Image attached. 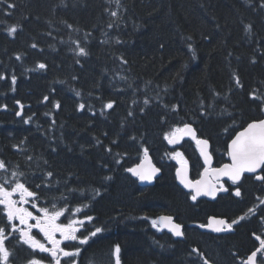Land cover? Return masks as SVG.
Masks as SVG:
<instances>
[{"label":"trees","instance_id":"trees-1","mask_svg":"<svg viewBox=\"0 0 264 264\" xmlns=\"http://www.w3.org/2000/svg\"><path fill=\"white\" fill-rule=\"evenodd\" d=\"M262 5L264 0L0 2V158L7 169L0 179L26 173L25 157L32 156L46 169L43 176L52 173L46 191L67 196L58 203L67 215L82 207V217H92L85 234L102 231L81 246L77 264H116L117 246L120 264L188 263L186 249L170 242L175 249L152 248L132 229L140 222L151 227L150 219L160 214L184 227L202 221L200 206L178 188L174 166L140 194L134 184L124 186L121 174L145 148L170 158L164 137L176 128L192 124L201 137L212 138L260 116ZM13 26L17 31L10 35ZM191 158L199 157L194 151ZM192 163L196 176L200 162Z\"/></svg>","mask_w":264,"mask_h":264},{"label":"snow or ice","instance_id":"snow-or-ice-1","mask_svg":"<svg viewBox=\"0 0 264 264\" xmlns=\"http://www.w3.org/2000/svg\"><path fill=\"white\" fill-rule=\"evenodd\" d=\"M0 2H3V0H0ZM7 7L11 9L14 8L15 5L7 3ZM111 14L112 16L117 15L116 12H112ZM16 31L17 29L14 26L9 28L10 35L14 34ZM32 47L35 48L36 45L33 44ZM79 54L86 55L85 49L80 47ZM17 59H20V57L18 56ZM38 67L44 69L46 65L41 63ZM0 79H4V77L0 76ZM12 83H16L15 77H13ZM236 83L239 85L240 81L237 79ZM77 95L79 94L77 93ZM44 99L47 100L48 98L45 97ZM253 99H257V97H253ZM145 103H148V101H145ZM55 107L59 108L60 105L56 104ZM106 107L112 108L113 104L108 103ZM80 108L83 109L84 105L81 104ZM261 110L264 111V101H262ZM19 114L20 113H17V115ZM185 135H190L192 139L196 141L198 146H202L201 155L204 156L206 164L210 163L211 157L207 152L208 141L197 139L195 131L189 125L186 124L183 128L174 129L171 133L165 135L164 138L168 140L170 144H174L179 143ZM147 154L148 150L145 148L144 155L146 159ZM228 155L231 158V163L225 164L222 168L213 170L217 177V182L220 177H227L233 184H238L244 177L245 173L255 174L254 178L257 181L264 182V174H260L261 172H264V119L254 120L249 123L244 131L240 132L236 138L232 140L229 145ZM178 157L182 159V154L180 152H175L173 158L175 159ZM184 163L186 164V161H184ZM0 170H7L5 162L2 160H0ZM127 171L137 177L141 182L151 183L160 169L152 166L151 163L148 162L147 166H145L144 163H141L134 168L127 169ZM16 175V172L12 173L13 178H15ZM51 175L52 173H48L49 177H51ZM177 177L186 188H191L193 190L194 194L191 196L193 201L197 200L201 195L210 196L215 199L217 191H228L223 184H220L218 188L217 183H206L199 180L193 183L192 181H189L186 175L180 170L177 171ZM106 179H111V177H107ZM5 184L12 186L10 188L5 187ZM37 187H39V185H37ZM17 195L19 196V200L13 199V197ZM234 195L237 197L241 195L239 188L235 190ZM30 198L35 199L36 193L30 190L24 183L16 181L13 184L12 181L9 180L0 183V205L3 206L2 211L4 212L7 221L12 225L11 231L18 232L20 241L23 244L28 245L33 251L38 250L41 253H48L51 256L52 261H54V264H61V256L73 257L78 255L79 250L76 252L65 251L60 245L63 241L77 239L76 233L79 231L78 226L81 225L83 221L71 220L67 224L57 223L60 217L64 215V209L50 212L47 207H40L37 208L40 215H33V213L27 208L19 206L29 203ZM261 203H264V200H262ZM32 207L36 208L37 206L33 203ZM75 211L78 213L81 209L77 208ZM249 211L254 212V209H249ZM88 219L91 220L92 217H88ZM241 219H243V217H241ZM30 220H34L35 224L29 223ZM13 221H19L20 225L23 227H16V225L12 223ZM233 223H235V221H233ZM211 224L219 225L213 229L218 232L224 231L225 229L231 230L232 227L231 224L226 223L224 220H212ZM161 225L166 227L173 235L177 237L183 236L181 225L174 223L171 216H160L157 220L152 221V226L154 228H158ZM33 228L38 229L39 232L43 234L44 238L49 244H51L50 248L32 235ZM100 231H102L101 228H96L91 235L95 236ZM57 233L62 237L61 240L56 239ZM256 239L260 241V247L251 253L245 264H257L258 252L261 253V255H264V239H261L259 236H257ZM6 240H8L6 229L0 227V264H12L10 259L12 252L6 246ZM87 242L86 238L79 240L80 244H86ZM193 251L196 250L193 249ZM119 253L120 247L117 246L115 248L116 264H120ZM28 264H44V261L42 258H32L28 261ZM49 264H51V262H49ZM205 264H207V261H205Z\"/></svg>","mask_w":264,"mask_h":264},{"label":"flooded vegetation","instance_id":"flooded-vegetation-1","mask_svg":"<svg viewBox=\"0 0 264 264\" xmlns=\"http://www.w3.org/2000/svg\"><path fill=\"white\" fill-rule=\"evenodd\" d=\"M263 118L264 115L260 117V119ZM233 139L234 137L229 136L226 131L215 133L212 136V143L216 144L222 154V156L215 158L213 167L231 163L228 148L230 141ZM260 174H264V172ZM254 175L245 173L238 184H233L230 180L219 181L218 186L223 184L228 191L220 192L213 200L202 198L197 203L202 214V225H205L211 217L219 218L231 224L232 227L229 233L214 234L205 232L201 228L187 226L184 227V238L180 240L154 227L143 228L141 226L132 229L135 233L142 235L152 248L157 246L167 248L169 242L179 243V251L184 248L190 252L186 256L188 261H193L194 264H205V261H207V264H245L251 253L260 247V241L256 237L259 236L264 239V203H261L264 200V182L257 181ZM122 182L129 189L128 184L130 181L124 180ZM237 188L241 191L239 197L234 195ZM191 196L192 194H189L190 198ZM27 204L30 208L31 205ZM25 208H27L26 205ZM249 209H254V212L249 211ZM29 223L35 224V221L30 220ZM32 235L47 247H51V244L48 243L38 229L33 228ZM56 239H62L59 233L56 234ZM68 241H63L60 245L61 248L65 250ZM170 247L172 250L175 249V247ZM193 249L196 251H193ZM34 252L45 260L44 264H49V262L54 264L48 253H41L38 250ZM153 255L157 256L156 253ZM171 257H174V255L171 254ZM257 257V264H264V255L258 252ZM63 258V256L60 257L61 264H63Z\"/></svg>","mask_w":264,"mask_h":264},{"label":"water","instance_id":"water-1","mask_svg":"<svg viewBox=\"0 0 264 264\" xmlns=\"http://www.w3.org/2000/svg\"><path fill=\"white\" fill-rule=\"evenodd\" d=\"M194 131H195V129L193 128V127H191ZM242 131H244V130H242ZM241 131V132H242ZM195 133H196V131H195ZM240 133V132H239ZM238 133V134H239ZM197 134V133H196ZM237 134V135H238ZM236 135V136H237ZM192 139V137L190 136V135H185V136H183V138L180 140V142L179 143H174V144H170V145H172V146H176V145H179V144H181L182 143V140L183 139ZM236 138V137H235ZM234 138V139H235ZM200 148L202 147V146H199ZM148 162H150L151 163V165L152 166H154L153 165V163H152V160H151V158L147 155V159L145 158L141 163H144L145 164V166H147V164H148ZM140 163V164H141ZM139 164V165H140ZM136 167V166H135ZM155 167V166H154ZM182 173H184L185 175H186V177H187V179L189 180V181H191L190 180V176H189V171H188V169L187 168H183L182 170H180ZM159 173H160V171L157 173V175L155 176V178L159 175ZM213 174V176H214V178H216L217 179V177H216V175H215V173L213 172L212 173ZM155 178L153 179V181L151 182V183H148V182H141L140 181V184L141 185H143V186H150V185H152V184H154V182H155ZM178 178V177H177ZM220 178H227V177H220ZM208 180H209V178L207 177V175L205 174L201 179H200V181H203V182H208ZM178 183L180 184V186H182V188H184L186 191H188V192H193V190L191 189V188H186L181 182H180V180L178 179ZM202 196V195H201ZM201 196H199V197H201ZM204 196V195H203ZM198 197V198H199ZM207 198H211L210 196H206ZM173 218V217H172ZM212 221V220H211ZM173 222L174 223H176L175 221H174V218H173ZM161 227V229L162 230H166V231H168V229L166 228V227H163V225H161L160 226ZM211 227L213 228L214 227V224H212L211 225ZM181 231H182V226H181ZM169 232V231H168ZM169 233H171V232H169ZM172 234V233H171ZM180 237H182V236H180Z\"/></svg>","mask_w":264,"mask_h":264},{"label":"bare ground","instance_id":"bare-ground-1","mask_svg":"<svg viewBox=\"0 0 264 264\" xmlns=\"http://www.w3.org/2000/svg\"><path fill=\"white\" fill-rule=\"evenodd\" d=\"M32 25V24H31ZM43 28V27H42ZM46 29V28H45ZM44 30V29H43ZM47 30V29H46ZM40 37V36H39ZM260 93V92H259ZM47 101V100H46ZM45 101V102H46ZM19 108H20V111H19V115H18V118H22L23 117V106H22V104H19ZM76 111V110H75ZM24 124H25V122H23ZM36 137V136H35ZM39 140H41V139H39ZM122 181H124V180H122ZM136 186V185H135ZM127 187V186H126ZM136 190H138L137 192H140L141 193V190H140V188L139 187H136ZM139 193V194H140ZM171 244H173L174 246L175 245H180L179 243H171ZM184 249V248H183Z\"/></svg>","mask_w":264,"mask_h":264}]
</instances>
